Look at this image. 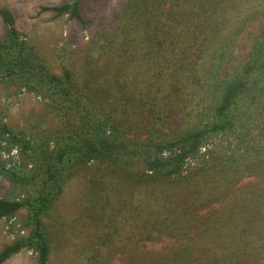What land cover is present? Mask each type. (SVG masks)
I'll return each instance as SVG.
<instances>
[{
	"label": "trees",
	"instance_id": "obj_1",
	"mask_svg": "<svg viewBox=\"0 0 264 264\" xmlns=\"http://www.w3.org/2000/svg\"><path fill=\"white\" fill-rule=\"evenodd\" d=\"M132 1L135 4L131 5ZM171 1L173 4L165 9ZM222 4L224 0H130L129 9L133 6L132 12L139 17L136 30L141 33L135 37L121 33L109 38L102 48L114 52L119 47L121 55L107 54L108 67L101 77L102 82L95 88H91V84L82 87L95 91V108L100 100L104 114L97 118L86 111L83 115L82 97H77L74 103L79 109L75 111L76 121L72 118L69 121V135L63 137V151L56 161L62 163L61 166L65 162L73 165L92 159L101 164L102 156L111 155L112 160L105 163L107 168L92 169L95 192L88 199V215L98 231L104 230L103 246L132 251V256L122 258L119 264H264V241L259 242L264 234V212L256 218L243 219L246 212L242 208L248 206L249 210L248 202L244 201L236 212L228 213L229 197L226 196V190L229 189L228 195L235 191L228 183L255 175L260 181L257 191L264 200V144L257 146L264 140V126L256 135L247 136L251 140L247 139L248 145L251 142L253 147L233 150L228 155L221 152L218 157L212 156L210 148L214 134L228 129L238 133L241 115V119L246 113L253 115L251 109L255 102L250 101L247 94L249 89L264 84V41L253 44L254 56H250L240 72L227 68L225 62L231 58L232 38L228 37L229 43L216 51L218 36L224 29L219 21L220 12L225 9ZM43 11L69 13L80 18L78 1ZM207 14L212 17L207 18ZM0 15L9 27L8 46L0 41V51L17 50L21 43L13 27L14 17L5 9H0ZM126 19L131 28V16ZM262 33L264 27L259 39ZM138 49H142L139 54ZM121 58L124 77L119 81L111 80L109 70L116 68ZM135 60L139 66H146L145 83L135 81L139 77L136 71L132 73ZM66 78L62 85L69 92L62 94L69 101L75 95L74 90L70 92L68 74ZM54 81L52 79V83ZM138 84H145L144 88ZM213 102L216 105L207 124L196 127L197 115L202 109L212 108ZM165 118L171 119L169 123L176 122L177 129L181 130L176 131L178 136L172 142H152L151 149L128 134L133 130L136 134L146 132L147 138L155 140L154 133L158 132L155 124ZM261 118L264 125V113ZM108 126L112 129L110 133ZM247 134L244 133L241 142ZM25 148H29L28 143ZM207 148L210 155L198 161V167L188 166L202 149L207 153ZM168 149L175 150L169 157L163 153ZM60 167L55 162L47 163L46 183L39 199L27 203L0 199V219L12 217L24 206L30 208L35 225L31 243L39 253L38 264L48 261L49 243L42 228V217L58 196L54 183L58 181ZM108 176L130 187L128 196L124 195L125 191L117 193L114 199L117 207L106 206L111 195L104 198L101 206L97 203L107 186L103 178ZM219 197L224 205L219 211L220 218L218 209L209 210ZM259 209L257 206V211ZM207 210V215H199ZM233 214L235 222L230 227L227 224L230 221L225 217L226 222L224 216ZM165 237L174 239V245L162 252L148 249V245L165 242ZM26 245L27 241L19 240L6 246L0 252V264ZM91 254L93 264L110 263L101 257L98 248Z\"/></svg>",
	"mask_w": 264,
	"mask_h": 264
},
{
	"label": "rangeland",
	"instance_id": "obj_2",
	"mask_svg": "<svg viewBox=\"0 0 264 264\" xmlns=\"http://www.w3.org/2000/svg\"><path fill=\"white\" fill-rule=\"evenodd\" d=\"M75 1L80 4V18L69 13L43 11L44 8H59ZM129 1L0 0V9L8 10L14 17L13 27L21 43V47L17 50L0 51V199L27 203L43 195L47 163L55 162L58 167L62 165L56 159L63 151V137L69 135V121L71 122V118L76 119L75 111L79 109L74 103L77 97L83 98V115H86V111L97 118L104 114L100 100H97V109L95 108L96 99L93 96L95 91L82 87L91 84V88H95L102 82L101 77L106 73L108 56L114 53L121 55L119 47L114 52L109 48H102L105 47V42L108 43L109 38L120 36L121 33H128L131 37L141 33L139 29L136 30L139 17L132 12L133 6L129 9ZM172 2L167 3L165 9H168ZM133 4L134 1L131 5ZM222 7L225 9L220 12L219 21L224 29L218 36L216 51L229 41L228 37H231V58L225 62V65L232 71L240 72L250 56H254L253 44L264 41L263 33L260 39L258 37L264 27V0H224ZM129 16L133 21L131 28L127 26L129 23L126 17ZM210 17L212 16L207 14V18ZM8 30V25L0 15V41L7 46ZM209 32L210 30H207V33ZM141 50L138 49L136 53L139 54ZM121 61L122 58L116 68L112 70L110 68L111 80L123 79L125 68L120 65ZM135 71L139 74L135 81L145 83L146 66H139V62L135 60L132 73ZM67 74L71 78L69 83L73 82L69 84L72 86L70 92L74 90L72 94L75 95V98L71 96L69 101L62 94L69 92L67 91L69 89L62 85L69 78H66ZM52 79L56 81L52 83ZM138 85L144 88L145 84ZM247 98L255 102L251 109L253 115L246 113L243 119L241 115L238 133L228 129L214 134L210 144L214 153L212 156L218 157L221 152L228 155L233 150L253 147L251 142L248 145L247 139H250L247 136L256 135L264 126L261 118L264 113V84L256 89L254 87L249 89ZM213 104L212 108L202 109L197 115L196 127L207 124L216 103ZM111 113L115 112L111 111ZM170 120L165 118L155 124V130L158 131L154 133L155 140L147 138L146 132L136 134L133 130L128 134L131 139L148 144L152 149V142H162V144L172 142L178 136L176 131L181 132L177 129L178 124L169 123ZM110 127L107 128L109 133L112 130L109 129ZM246 127L251 130L247 131ZM245 132L248 134L241 142ZM12 135L17 137L14 138ZM26 143L29 144L27 149ZM262 144L264 140L257 146ZM172 150L174 149L164 150L163 153L169 157ZM208 150L209 148L206 153L205 149H202L195 160L188 162V166L198 167L200 165L198 161L210 155ZM100 159L104 161L99 162L101 164L96 163L94 161L96 159H92L89 162L73 165L65 162L60 167L63 175L60 172L58 181L54 183L59 191L58 196L42 217V228L49 243L47 264H93V258L90 257L97 248L101 257L110 260L108 264H119L122 258L132 256V251L129 249L124 252L120 250L121 248L103 246L101 236L104 230L98 231L88 215V199L95 192L92 179L95 172L92 169L107 168L105 163L112 160V157L106 154V157L102 156ZM103 179L107 186L102 190L97 203L101 206L104 198L111 195L110 202L106 206L117 207V201L114 200L117 193L121 194L125 191L124 195L128 196L130 187L126 184L122 185L115 177L111 179L108 176ZM227 180L231 179L227 178ZM117 183L119 187H116ZM228 184L231 190L232 188L235 190L232 194L230 192V195H228L229 189L226 190V196L229 197L228 213L236 212L244 201L248 202L249 210L248 206L242 208L246 212L243 219H253L264 212V202H262L264 200L257 191L260 181L255 175H246L238 178L235 183L231 181ZM226 196L222 198L226 199ZM223 206L219 197L209 210L218 209L217 216L220 218L222 216L219 211ZM257 206H260L259 211ZM206 212L208 210L199 212V215H207ZM235 217L233 214L224 216V219L231 227L234 225ZM100 227L102 228V225ZM34 229L35 225L28 206L21 208L12 217L0 219V252L16 241H27V245L19 253L2 264H38L39 253L31 243ZM164 241L163 243L160 241V244L148 245V249L156 252L166 251L175 242L169 237H165ZM263 241L264 234L259 237V242Z\"/></svg>",
	"mask_w": 264,
	"mask_h": 264
}]
</instances>
